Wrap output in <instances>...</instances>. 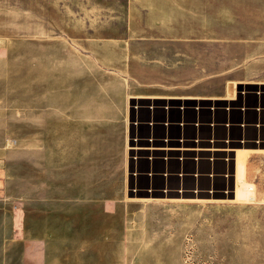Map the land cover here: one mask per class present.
Segmentation results:
<instances>
[{
    "label": "rangeland",
    "instance_id": "374dc122",
    "mask_svg": "<svg viewBox=\"0 0 264 264\" xmlns=\"http://www.w3.org/2000/svg\"><path fill=\"white\" fill-rule=\"evenodd\" d=\"M131 1L0 0V47L34 48V89L42 101L28 126L37 133L26 163L8 162L10 174L31 180L6 188L31 189L34 204L61 219L53 250L65 256L62 264H264V196L252 183L253 143L245 136L252 131L244 130L252 121L244 113L264 108V0H179L212 3L210 13L198 16L210 23L211 36L181 42L128 37ZM91 38L112 42L100 47L108 66L86 56L80 44ZM231 97L236 105L229 108ZM168 101L198 104L200 119L213 117L216 127L160 124L166 114L154 105ZM170 112L180 120L178 109ZM183 118L194 120L196 111L187 109ZM1 122L0 115V140L11 141V121ZM234 125L244 130L240 138ZM211 134L217 140L210 142ZM165 138L249 150L242 154L243 178L253 185V198L235 199L233 152L199 161L131 149L163 145ZM2 190L0 184V201L14 200Z\"/></svg>",
    "mask_w": 264,
    "mask_h": 264
},
{
    "label": "crops",
    "instance_id": "0c3cea01",
    "mask_svg": "<svg viewBox=\"0 0 264 264\" xmlns=\"http://www.w3.org/2000/svg\"><path fill=\"white\" fill-rule=\"evenodd\" d=\"M131 2V25L127 30L128 37L154 36L164 42H181L190 39L206 40L207 36H211L208 35V30L211 28L210 23L206 18L203 20L202 17H198L212 11L211 1L204 6L187 5L180 3L179 0H132ZM137 11L142 12L140 21L137 20ZM176 13L192 15L194 16L192 19L197 17L198 19L185 21L186 19H180L178 14L175 15ZM155 14H157L156 18H154ZM93 39L87 42L82 40L80 46L89 51L86 56L95 60L98 65L103 63L108 66L109 64L101 60L100 47L108 46L112 42L95 39L94 41ZM33 49L31 45L16 43L0 47L1 123H4L7 118L13 126V139L11 141L0 140V176L2 177L0 184L6 189L2 190L1 194L5 197L11 193L14 198L12 201H0V264H62L66 260L62 253H54L53 250L54 243H57L61 236L62 222L61 219L54 220L52 208L34 204L35 197L31 189L13 188L10 190L6 188L10 182L21 180L22 177L24 180H31L30 175L25 176L24 173L18 171H12L10 174L8 162L11 157L14 166L26 163V157L35 142L32 134L37 133L35 129L28 128L31 117L37 114V104L42 102L38 100L39 95L34 89L33 67L36 66V59H34ZM82 59L76 57L77 63L84 62ZM80 90L78 85L72 89L74 106L81 103ZM62 91H64L61 92L62 108L67 110L69 96L65 93V88H62ZM176 97L177 95L168 96V98ZM65 102H67L66 107ZM259 110L257 112L253 109L244 113H252V121L246 125L244 130L245 132L252 131L251 136L245 135L253 143L252 183L255 185L258 197H263L264 154L261 151H264V108L261 107ZM171 117L176 119L174 114ZM241 117L239 113V120L242 119L241 121L245 122V119ZM233 128L238 130V138H240L244 130L239 125H234ZM22 131H24V136L21 134ZM54 229L56 231H53Z\"/></svg>",
    "mask_w": 264,
    "mask_h": 264
},
{
    "label": "bare ground",
    "instance_id": "6f19581e",
    "mask_svg": "<svg viewBox=\"0 0 264 264\" xmlns=\"http://www.w3.org/2000/svg\"><path fill=\"white\" fill-rule=\"evenodd\" d=\"M233 99L235 100V98H232V100L225 99L226 104L225 103L224 104L226 105V107L232 108L236 105V102ZM181 102L185 103V101H181ZM131 149L134 152L139 153V154L144 153L147 150V153H149L148 151H150L152 152V154H162L164 156L169 155L170 158H173L176 154H179L180 157L186 160L190 159L189 156L194 155V156H197V159L199 161L206 159L207 155H210L211 157L214 158V160H217L219 159L218 156L220 155L229 156L233 152V159H232L233 160V181H234L233 194L235 196V199L247 197L246 199L251 200L253 198L252 197L253 192L251 191L254 190V187H252L253 185L247 184L244 181L245 177L243 178V162L244 161L242 160L243 159L242 154H245L246 152H248L249 150L247 149L234 148L233 145L231 144L229 145V143L221 147L215 144L206 146V145H203L201 141L195 145H189V144L174 145V144H169V143H165L163 145L157 144V143L142 145V144L137 143V144H134V146H132ZM196 181L197 179H195V182Z\"/></svg>",
    "mask_w": 264,
    "mask_h": 264
},
{
    "label": "built area",
    "instance_id": "2783aa9c",
    "mask_svg": "<svg viewBox=\"0 0 264 264\" xmlns=\"http://www.w3.org/2000/svg\"><path fill=\"white\" fill-rule=\"evenodd\" d=\"M157 104V103H156ZM214 106H215V103L212 102V104L209 106V110L211 112H213L214 110ZM217 107V105L215 106V108ZM150 108V107H149ZM153 108V106H152ZM164 109V112L166 114L165 118L161 121H159L160 124L164 125V126H170V125H174V124H177V125H180V126H187V125H194V126H205V125H208L209 127H211V129H214L216 127V120L212 117V119L210 121H202L199 117V112L202 108H200V106L198 104L196 105H192V103H188L185 101L184 102H180V104L176 105V104H173L172 102H167L165 105H154V109ZM178 109L179 113L181 114V118L180 120H177V121H173L170 119V111L172 109ZM187 109H193L196 111V118L192 121L190 120H186L185 118H183V115L185 114V111H187ZM151 120L155 121L154 118L152 117ZM156 123V122H155ZM198 137L197 140H199V136H196ZM156 139V138H154ZM182 140V138H180ZM153 140V138L151 137V139L149 141ZM196 140V141H197ZM213 140H217V137L214 136V134H211L210 138H209V141L210 142H213ZM163 142L164 143H167L168 142V138H165L163 139ZM169 143V142H168ZM195 158L197 159V156H195ZM182 159V158H181Z\"/></svg>",
    "mask_w": 264,
    "mask_h": 264
}]
</instances>
